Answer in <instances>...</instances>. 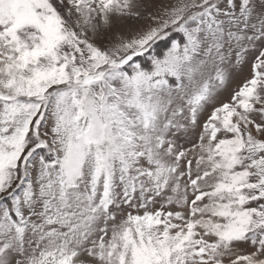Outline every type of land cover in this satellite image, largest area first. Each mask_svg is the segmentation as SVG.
Here are the masks:
<instances>
[{
	"label": "snow or ice",
	"instance_id": "snow-or-ice-1",
	"mask_svg": "<svg viewBox=\"0 0 264 264\" xmlns=\"http://www.w3.org/2000/svg\"><path fill=\"white\" fill-rule=\"evenodd\" d=\"M0 264H264V0H0Z\"/></svg>",
	"mask_w": 264,
	"mask_h": 264
},
{
	"label": "rangeland",
	"instance_id": "rangeland-1",
	"mask_svg": "<svg viewBox=\"0 0 264 264\" xmlns=\"http://www.w3.org/2000/svg\"><path fill=\"white\" fill-rule=\"evenodd\" d=\"M118 30L121 31V32L126 31V26L125 25H120ZM160 48L161 49L163 48V45L162 44H161Z\"/></svg>",
	"mask_w": 264,
	"mask_h": 264
}]
</instances>
